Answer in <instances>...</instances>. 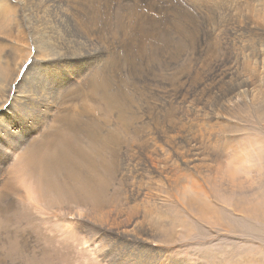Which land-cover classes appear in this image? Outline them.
<instances>
[{
    "label": "rangeland",
    "instance_id": "1",
    "mask_svg": "<svg viewBox=\"0 0 264 264\" xmlns=\"http://www.w3.org/2000/svg\"><path fill=\"white\" fill-rule=\"evenodd\" d=\"M116 1L124 7L120 11L121 15L118 16L120 27H113V30H124L127 19L123 14L127 15L139 0ZM122 1L126 2L122 3ZM29 2L23 11L28 15L26 20L30 16L28 23L24 22V32L30 38L46 39L47 36L49 37L47 43L34 45L30 40L27 46H21L9 40L5 41L8 46L4 49V53L10 60H13L18 54L25 55L27 60L23 64V74L32 72L31 70L28 72L30 61H33L35 54H39L41 47H47L49 52L54 54L57 52L55 50L59 48L65 50L67 46H75V43L67 38L63 25L53 27L48 22L30 24L35 20L32 13L38 9V5L36 6V0H29ZM173 2L178 3L177 7L179 4L184 6L185 11L180 13L181 18L167 22L168 26L175 25L174 34L176 36L174 38L173 35H170V39L167 40V47L176 51L170 59L160 56L155 50H150L147 41H139L136 36L127 37L132 41V44L119 49L123 56L122 59L132 58L137 64L141 62L140 53H143L144 57L149 54L154 56L149 60L151 63L140 66V69L145 73V79L136 81L139 82V90L134 91V87L131 88L132 80L124 82L123 86L131 97V102L126 100L127 106L125 104L123 106L119 101L115 102L112 113L105 96H97L96 103L85 98V101L76 105L79 107V104L88 101L87 104L92 108L98 104L102 108L92 110L93 116H96L95 118L100 123L105 119H110V123L116 119L117 126L115 128L110 126L109 131H114L115 134L117 132L120 136L117 153L113 154L112 150L108 151L106 146L103 148L104 151L102 149V152L105 153L102 157L104 160L106 159V164L99 165L101 174L95 181H90V183H97L93 187L91 197L82 193L87 192L88 189L85 191L86 188L80 190L77 189L78 187L67 185L69 190L64 195L65 197L62 195L55 199L57 201L62 198L67 201L73 198L74 204L78 203L81 207V209H74L78 215L73 213L74 216L69 218V215H63V211L56 210L53 213V218H46L47 214L43 209L39 211L38 208L32 206L41 199L40 188L43 186L41 179L26 175L27 170L21 172L22 170L13 168L16 165L11 166L10 171H7V165L16 163L17 155L22 150L16 154L11 153L10 159L5 161L6 173L3 176H10L9 189L2 188L1 190L13 191L16 207L12 211L5 212L6 201H0V264H142L145 262L146 264H264V70L259 69L256 75H251L244 66L246 59L251 55L252 48H254L252 43L256 37L245 35L242 42L238 43L241 50L235 49L233 41L229 43L227 32L233 22L229 19L233 17L232 8L236 7L231 0H176ZM87 4L90 5L89 0ZM171 6L169 3L166 8L170 16L177 14ZM241 14L244 20L247 12L243 10ZM83 17H85V22L88 21L87 24L91 26L86 14H83ZM101 22L104 21L100 18L99 26ZM185 25L188 28H185ZM90 26L85 27L84 34L99 46L100 53L103 52L104 46L99 43L98 38H106L105 40L109 43L111 40L114 43L119 41L114 35L105 31L103 26L97 33ZM36 30H39L40 33L34 34ZM160 41L163 44L164 37H161ZM134 44L140 47V51L137 53L133 50L128 55L129 57H125V53H129ZM90 49L92 50V47ZM66 53L68 57L69 53ZM213 58L214 61H212ZM98 59H102V57L94 58L91 62L103 65L104 61ZM220 61H224L227 67L238 61L239 67L244 69L247 76L255 79L256 85L250 88L243 87L245 94L239 97L235 103L227 101V95L236 93V89L230 87L229 83L223 84L225 89L223 87L216 88L218 91L215 87H211L203 93L198 91L197 98H193L192 102L189 100V103H185L190 93L188 97L184 93L189 85L177 86L183 82V75L194 76L201 72H207L210 70L211 62ZM262 63L259 60L258 68H263ZM118 69L123 74V80L129 65L124 60H120ZM173 77L180 78V81L176 84L172 83L169 79ZM200 81H206V79H200ZM72 86L77 87L75 83ZM175 87L178 91L177 97L185 102L174 101L171 106L169 98L165 97V100L164 96L170 94L171 88ZM253 91L255 92L253 93ZM202 94L204 95L202 96ZM221 94L227 95L221 97ZM171 97L173 99L172 95ZM216 97L221 98L222 104ZM153 103H156L157 107ZM191 103L194 106L192 114L194 112L195 116L197 110L206 109L214 115L216 114V117L222 116L221 118H223L224 114L222 115V113H226L230 109L226 113L228 114L226 117L231 114L230 118H225L229 121H223L219 131L216 132L217 128L215 129V134L221 132L215 135L218 141L215 137L212 140L213 143L204 141L200 135L201 130L193 128L190 124L185 105ZM171 108H174V111L172 109V118L176 122L175 124L181 131L184 129L180 128V125L185 124L184 126L189 132H182L184 136H180V139L177 140V148L186 154L185 157L181 155L184 161L187 158L194 161L188 168L182 161L178 162L181 164L180 168V164L176 165V161L172 160L175 164L173 166L171 162L173 154L171 153L174 152H171L168 147L166 148L169 152L167 151L166 154L159 152L156 155L152 152L153 145L151 148H147L146 145L140 144L138 138V135L153 136L151 132L155 130L158 134H163L159 129L164 123H167L168 119L165 114H168ZM225 108H228L227 111ZM116 110L119 119L116 118ZM160 118L161 120H159ZM217 119L214 118V120ZM169 125L171 128L174 127L170 123ZM106 128L107 125L105 132L108 133ZM15 129L20 130L18 124ZM193 132L195 133L193 134ZM47 133L46 139L48 138ZM209 143H211L210 148ZM180 144L183 148L179 146ZM190 145L193 147L190 148ZM199 148H202L205 153L204 159L197 158ZM90 152L94 155L92 150ZM106 152L109 153L106 155ZM113 155L117 159L113 164L116 168L109 169L108 167L112 166ZM169 156L171 157L169 158ZM152 159L160 162L162 160L160 166L153 167ZM167 159H170L171 165ZM70 162L68 160V163ZM172 168L175 171L171 173ZM12 170H17L19 174L22 173V178ZM64 173H67V170ZM32 178L36 180L33 181ZM26 180L27 182H24ZM28 182H31L32 185ZM38 185L41 187L38 188ZM33 187L40 190L37 191ZM191 189H194L195 192H191ZM33 190L40 192L37 195L35 191L32 192ZM72 190L73 192H71ZM31 193L36 194H32L34 198ZM94 195L101 199L107 207V211L111 210L113 215H117L109 218L115 219L119 224L127 223L128 219L139 220L135 236L142 235L147 238L148 248L141 249L136 243H122L119 237V243H112L107 239H105L106 243H103L104 235L101 230L107 226V223L102 221L97 214L96 217L89 212L94 206L95 199L92 198ZM193 196L194 198L198 197L197 201L192 198ZM36 197H39V201L35 200ZM52 200L53 198L47 202L51 203ZM190 201L191 203H189ZM195 201L196 203H194ZM80 221L82 222L80 223ZM143 224L144 226H142ZM96 230L100 231V234ZM113 240L115 241V239Z\"/></svg>",
    "mask_w": 264,
    "mask_h": 264
},
{
    "label": "bare ground",
    "instance_id": "2",
    "mask_svg": "<svg viewBox=\"0 0 264 264\" xmlns=\"http://www.w3.org/2000/svg\"><path fill=\"white\" fill-rule=\"evenodd\" d=\"M26 1L29 2V0H0V190L2 188H5L6 190L9 189L8 185L10 176H3L6 173V168L4 166L5 161L10 159L11 153L16 154L19 150H22L19 151V155H17L18 161L16 163L10 165H7L8 163L6 164L8 166L7 171L9 172L11 169L10 167L16 165V167L13 166V168L22 170L21 172L27 170L26 175H32V177L38 180L39 178L41 179V183L43 185L42 188H40L41 199L39 201V197H36L35 200L39 202L35 201L36 203L32 206L34 208H38L39 211L43 209L45 214H47L46 218L48 219L53 218V213L56 210L63 211L64 216L67 214L69 215V218H72V216H74L73 213H77L74 209H81L80 205L78 203L74 204L73 198L67 201L62 198L57 201L55 199H57V197H62V195H66V192L69 190L67 185H71L76 188L78 187L77 189L80 190H84L86 188L85 191H87V189L88 191L82 193L91 197L92 191L94 190L93 187L94 185H97V183H90V181H95L98 178V175L101 174V167L99 165L106 164V159L104 160V157H102L104 153L102 152V149L106 146V149L108 151L110 150V152L112 150L114 154L118 152L116 149L120 144V136L118 133L115 131V134L114 131H109L111 128L110 126L114 128L117 126V120L115 119L110 123V119H105V121L103 120V122L100 123V121L95 118L96 116H93L92 110L101 109L102 107L100 108V106L96 104L95 107L91 108L90 105L87 104L88 101L96 103L99 96H105L111 113L114 111L115 102L119 101V103L123 106L126 105V100L131 102V97L123 84L126 80H132L130 85L131 88L134 87V91L139 90V82L136 81L144 78L145 74L144 71L140 69V66L141 64L147 65L149 62L151 63L149 60L154 56L149 54L147 57H144L143 53H140L141 62L137 64V62L132 58H129V60L128 58L122 59L121 57L123 56L119 52V49L126 48V46L132 44V41L127 37L136 36L139 41H147V45L150 50H155V52H157L160 56L170 59L176 51L167 47V40L170 39V35H173L174 38H176V36L174 34L175 25L168 26L167 22H171L175 19L177 20L181 16L180 13L185 11V9L184 6L182 7L180 4L177 7L178 3L175 4L173 2L176 0H156L155 2L154 0H139L134 6L131 5V11H129L127 15L123 14V16L127 19L124 30L119 29L114 31L113 27H120L118 16L121 15L120 11L124 7V5L120 4L116 0H89L90 5L87 4L88 0L86 3V0H36V6L38 5V9L33 13L31 10L35 20L30 22V24L48 22L53 27H60L63 25L67 38L74 42L75 46H67L65 50L64 48H59L55 50L57 52L54 54H51L47 47H41L39 54H35L33 56V61H30L28 72L30 70L32 72H30V74H23V64L27 60L25 55L18 54L13 60H10L4 53V49L8 46L5 44V41L9 40L10 42L18 45L27 46L30 40L34 45L47 43V38L49 37L47 36L46 39H35L34 37L30 38L29 35L24 32V22L28 23L30 20V16L26 20L28 15L23 12L25 10V6L28 5V2ZM231 1L236 5V7L232 8L233 17L229 19L233 21L227 32L230 39L229 43L233 41L235 43V49L241 50L238 43L242 42V38L245 35L256 37L252 43V47L254 48H252L251 55L246 59L244 65L249 74L256 75L257 70H264V0ZM124 2L122 1V3ZM169 3H171V7L175 10V12H177V14L170 16L168 10L166 9ZM243 10L247 12L244 20L242 19L241 14ZM83 14H86L91 26L87 24L88 21L85 22L86 20L84 19L85 17H83ZM172 17H174V19H172ZM100 18L103 19L104 22H101V25L99 26L98 22L100 21ZM192 23H194V20H192ZM88 26L93 27V31L95 33H97L99 28L103 26L105 31L110 33V35H114L119 41L114 43L110 39L111 41L109 43L105 40L106 38H98L99 43L104 46L103 52L100 53L98 51L99 46L95 45L96 43L84 34L86 32L85 27ZM185 28H188L187 25H185ZM39 33V30L34 32V34ZM160 34L161 37H164L163 44L160 41ZM90 47H92L93 51ZM133 50L138 53L140 51V47L137 44H134L131 51L129 53H125V57L130 55ZM66 52L69 53L68 57ZM99 57H102V59L98 60L104 61L103 65L100 66L99 64L91 62L92 59ZM120 60H124L129 65L128 72L125 73L123 80V74L119 72L118 69ZM259 60L263 62V68L261 66V68H258L257 64L259 63ZM212 61H214V58ZM209 67L210 70L207 72H201L194 76L191 74L183 75V82L181 84H177V86L182 84L189 85L184 93L186 97H188V94L190 93L189 97L185 100L186 102L177 97V87L171 88L170 94L173 96V99L168 92V95L164 96V99L165 97H168L170 105L173 104L174 101L189 103V100L192 102L193 98L198 97V91L203 93L211 87H215V89L219 87L220 89L223 87V84L229 83L231 84L230 87L236 89V93L230 95L227 91H225L229 95L226 94L227 96H223L221 94V97L226 96L228 102L235 103L239 97L245 94V91L242 89L243 87L250 88L256 85L255 79L247 76L244 69L242 70L239 67L238 61L237 63H231L228 67L224 61L211 62ZM136 77L138 79H135ZM200 79H206V81H200ZM169 80L176 84L180 81V78L173 77ZM74 83L77 87L72 86ZM127 84H130L129 81ZM254 92L255 91H253V93ZM203 95L204 94H202V96ZM85 98H87V102L82 103L81 105L79 104V107L76 106L78 103L85 101ZM217 99L220 100L221 98ZM153 104L156 106V103ZM225 106L227 105L225 104ZM109 107L106 108L109 109ZM172 109L174 111V108H171L168 114H165L168 119L167 123L163 122L164 125L159 129L162 130L163 134H158L157 130H155L154 132H151L153 136L146 135L144 137L138 135V138L140 144H144V146L146 145L147 148H151L153 145L152 152L156 155H158L159 152L166 154L168 149H170L171 152H174L171 153L173 154L171 162L172 160L176 161V165L180 164L178 163L179 161L185 162L188 168L191 167L194 161L189 158H185L186 160L184 161L182 156L185 157L186 154L177 148V140L180 139V136H184L182 132H189L185 128V124H179L180 128L184 129L183 131H181L175 124L176 122L172 118ZM225 109L227 111L228 108ZM185 110L188 114L187 118L190 121V124L193 128L196 127V129L198 128L201 130V138L206 142H212L215 135L221 133L218 132L215 134V129L217 128L216 132L219 131L223 125V121H229V119L225 118H230L231 115L229 112V117H226L228 115L226 113L230 109L226 113H222V115L224 114L223 118H221L222 116H218L219 118L216 117V114L214 115L206 109H196L197 112L195 111V116L194 112L192 114V111L194 110L192 103L188 105L186 104ZM80 116L82 117L81 119L78 118ZM191 116L192 118H190ZM116 118L119 119L118 111ZM214 118L218 119L214 120ZM82 119H84V121H82ZM159 120H161V118ZM194 121H196V124H194ZM169 123L171 126L174 125V127L171 128ZM16 124H18V128L20 130L15 129ZM106 125L108 133L105 132ZM46 133L48 134L47 139ZM194 133L195 132H193V134ZM215 138L216 140L218 139L217 137ZM210 144L211 143H209V148ZM179 146L183 148L181 144ZM166 147H168V149ZM192 147L193 146L190 145V148ZM90 150L94 152V155L90 152ZM8 152L10 153L5 155ZM107 153L109 152H106V155ZM170 157L171 156H169V158ZM204 157L205 153L203 149L199 148L197 158L204 159ZM68 160L71 162L68 163ZM116 160V156L113 155L112 166H109V169H113L115 167L113 164L116 163ZM169 160L167 162H169ZM151 161L153 167H157L158 165L160 166L162 162V160L160 162L159 160L156 161V159H152ZM171 162H169L170 165ZM174 165L175 164L173 163V166ZM179 167L181 168V164ZM65 170H67V173H64ZM174 171L175 170L172 168L171 173ZM15 172L17 173V170ZM17 174L22 178V173ZM10 175L12 176V173ZM34 178H32L33 181L36 180H34ZM18 180L20 181V179ZM24 182H27V180ZM30 183L28 182V184ZM39 187H41V185H38V188ZM38 188L33 187V189H36L37 191L40 190ZM6 190L0 191V201H6L4 205L5 212L8 210L12 211L16 207L15 200L13 198L14 196L12 194L13 191ZM36 190H33L32 192H36ZM26 191L29 192L28 190ZM190 191L192 192L194 189H191ZM39 192H36V194H39ZM71 192H73V190ZM32 194L35 193H31V195ZM51 198H53L52 202H47ZM92 198L95 199L93 201L94 206H92L93 209H90L89 212L94 214L96 217L98 215L102 221L107 223V226L101 230L104 235V239L102 238V240H104L103 243H106L105 239H107L112 243H119L120 241H122V243L130 242L138 244L141 249L148 248L147 238L142 237V235L135 236L137 225L140 223L139 220L138 222L137 220L131 221L128 219L127 223L119 224L115 219L109 218L116 217L117 215H113V213L110 212L111 210L107 211V207L97 195H94ZM192 198H194V196ZM194 199L197 201L198 197ZM191 201L189 203H191ZM196 201L194 203H196ZM71 202L72 204H70ZM41 206H43V208H41ZM76 215H78V213ZM81 222L82 221H80V223ZM89 223L90 221L88 224ZM142 226H144V224ZM97 232L100 234V231ZM118 237L120 238V241ZM131 238L135 240L133 241ZM113 239H115V241ZM142 264H146V262Z\"/></svg>",
    "mask_w": 264,
    "mask_h": 264
}]
</instances>
